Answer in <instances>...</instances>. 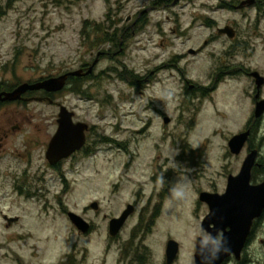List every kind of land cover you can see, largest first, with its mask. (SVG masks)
<instances>
[{"label": "rangeland", "instance_id": "obj_1", "mask_svg": "<svg viewBox=\"0 0 264 264\" xmlns=\"http://www.w3.org/2000/svg\"><path fill=\"white\" fill-rule=\"evenodd\" d=\"M11 2L0 1V64L12 63L16 55L14 79L76 71L93 64L99 53L105 55L95 69V81L84 86L89 99L74 100L80 105V119L100 136L88 157L65 163L62 173L47 166L40 150L31 153V163H23L18 154L25 153L23 136L8 142L0 155V264H17L18 259L22 264H58L72 247L87 249L90 262L101 261L110 221L138 200L136 214L122 231L121 239H129L135 225L151 218L140 212L163 187L168 197L148 239L158 256L168 235L179 232V264H190L192 241L208 214L200 207L199 193L223 188L227 176L239 172L246 155L234 156L229 141L243 133L254 116L248 110L253 81L244 74L235 80L224 77L216 85L210 81L229 63H244L264 74V40L255 38L264 33V19L258 23L255 11L223 9L217 0ZM141 15L137 34L122 39L120 49H92L82 37L85 23H106L107 29L126 28L133 34L132 25ZM229 24L238 26L242 46H257L249 59L236 53L238 42L219 37L218 29ZM125 70L150 81L135 88L120 79ZM189 86L212 88L202 95ZM48 116L35 115L34 123L50 128ZM3 121L0 115V125ZM260 139L264 144V123ZM173 189L182 195H174ZM94 203L98 212L91 208ZM65 210L92 222L96 231L80 237ZM5 217L18 221L8 226ZM116 256L111 254L108 263L114 264Z\"/></svg>", "mask_w": 264, "mask_h": 264}, {"label": "flooded vegetation", "instance_id": "obj_2", "mask_svg": "<svg viewBox=\"0 0 264 264\" xmlns=\"http://www.w3.org/2000/svg\"><path fill=\"white\" fill-rule=\"evenodd\" d=\"M9 1L11 0H8V2ZM176 1L178 2V0H175V2ZM217 1L221 2V7H223V9L229 8L230 11L242 12L246 14L250 13L251 11H255L258 23H261L262 19H264V0ZM5 4L6 5H4V7H8V3ZM2 8L3 4L0 3V12H2ZM142 17V15L138 17L132 25L134 35L137 34L138 29L136 28L138 27L139 23L141 24ZM207 21L211 25L216 24L213 19H207ZM224 28H232L235 30L234 38H230L228 35H220V30L223 28L218 29V35L219 37L226 36L231 44L238 42V45L241 47L237 48L238 52L236 53L242 52V54L245 55L244 57L247 59H249L251 56L249 53H256L257 46L254 43L247 42L242 46L241 42L239 41V32L237 30L238 26L236 24H229ZM263 35L264 33L261 35L256 34L255 38L264 40ZM206 45H208V42ZM233 51L236 50L233 49ZM9 55L10 54H7V56ZM14 56L15 57L12 59V63L9 61L7 63L1 62L0 64V115H3L4 118V121L0 125V155L4 153L8 142L15 141L19 136H23L24 144L22 151H25V153H18L19 158L23 163H31V153L35 150H40L44 153L47 166L56 172L60 171V173H62V168L65 163L73 162V164H75L74 162L78 159V157H88L90 151H92L91 146L94 145L93 143L97 144L94 139L96 137H100L95 133L94 127H91L88 123L80 119V105L74 102L75 99L78 101L89 99V90L86 91L84 86L87 83L95 81V69L99 63L94 68L92 74H88V72L96 60L93 61V64H83L80 69L76 71H69L63 74L60 73L57 76H49L46 78L40 77L39 79L35 80L20 81L18 80V77L17 79H14L17 74L15 65L18 61L16 55ZM10 64H12V68H10ZM76 72H78V74L73 75ZM254 73H258L260 77L264 79V74L259 72L257 69L250 68L244 63H229L227 65V69H224V71L217 70L210 81L211 84L216 85L224 77H228L232 80L239 79L241 77L240 74H244L248 79L253 81L255 91L253 96V104L251 103L252 110L250 106L248 110H250L249 115L254 116L253 118L251 117L249 119L247 125L245 126V131L241 133H249L247 142L245 143L242 151L239 155H235L231 152L236 157L246 155L239 172H232L229 174L226 178V183L223 188H220L217 185L213 187L212 191L210 192L201 191L199 193L200 207L204 206L207 209L208 214L205 215V218L199 226V229L197 228L196 237L192 241V255H190V264H218V261L221 257L223 259L219 264H264V210L258 217L252 220L248 228L245 225L235 226L234 223L221 221L218 218H216L210 224H205L204 221L210 214L211 210L207 202L201 201V195L203 193H209L219 197L224 196L228 189L230 177L238 176L245 161L254 153H256V160L252 169L250 185L257 187L264 184V144H262L260 139L261 128L263 127L264 123V112L260 114L262 115L261 117H256L260 104L264 103V84L262 87L258 86V81L260 78L253 76ZM65 75H67L68 78L65 82V86L61 90H30L24 93L18 100H6V94L15 92L24 84L35 85L49 79H57ZM146 79V82L150 81L149 77ZM187 84H189V82H187ZM211 88L212 87L208 88V86L200 88L189 86L188 89L195 90L197 93H202V95H205L209 90H211ZM34 105H41L45 108L37 110V107ZM63 108L66 109L65 112L62 111ZM35 115H49V119H44H47V122L50 123V128H43L40 126V123H34L36 118ZM61 115H73L72 121L75 126L84 124L88 125V129H86L85 133V145L80 151L73 154L69 159L57 162L56 164H51L47 159V153L51 142L58 134ZM138 196H140V194ZM167 197L168 188L163 187L162 190L158 191L157 194L152 195L149 198L147 206L141 210L140 215L142 216L146 213L147 215H151V218L148 221L135 225L130 234V238L127 240L121 239L123 230H121V232L116 236H112L109 224V236L106 241L107 244L103 255L104 257L101 261L90 262L89 251H87V249L80 252L76 249V247H72L66 257L58 262V264H111L113 261L108 263V258L113 253L117 254V259L114 261V264H179L183 252V245L178 239L180 236L177 233L179 232L175 233L178 237L168 235L167 239L162 243L158 256H156L153 244L150 243V239H148L154 234V229L156 226L155 222L158 220L164 209ZM133 206L135 208L133 215H135L138 210L139 201L136 200ZM221 206H223V202L217 199L215 202V207L219 208ZM95 211L98 212L99 208ZM65 213L68 216L70 211L65 210ZM84 220L90 225V229L86 233L81 232L72 222L71 223L77 230L80 237H89L96 231L95 226L92 222L90 223L86 219ZM235 229L239 231V234L237 235L239 239L244 234H241L242 231L248 230L244 241L235 240V235L232 234ZM172 241L178 243L179 249L176 258L170 260L169 244ZM222 245H226V247L222 249L220 247ZM15 263L22 264L19 259Z\"/></svg>", "mask_w": 264, "mask_h": 264}, {"label": "water", "instance_id": "obj_3", "mask_svg": "<svg viewBox=\"0 0 264 264\" xmlns=\"http://www.w3.org/2000/svg\"><path fill=\"white\" fill-rule=\"evenodd\" d=\"M221 35H228L230 38L235 37V31L232 28H226L220 30ZM195 54L194 51L190 52ZM103 53L98 54L100 58ZM99 59L95 61L93 66L90 68L88 74H92L94 68L98 64ZM78 72L73 75H77ZM253 76L256 78L259 77L258 86L262 87L264 84V79L260 77L258 73H254ZM68 76L65 75L60 78L49 79L44 82L30 85L24 84L18 88L15 92L6 94V100L15 101L21 98V96L28 92L34 90H47V91H56L61 90L65 86V82ZM66 111L65 108L62 110ZM264 112V103L260 104L256 117H261ZM73 115H61L60 127L58 134L53 139L50 144L47 159L51 164H56L62 160L70 158L74 153L80 151L85 145V133L88 129V125H78L75 126L72 121ZM165 124L170 123L169 118L164 119ZM249 133L241 134L234 137L229 142L230 150L233 154L239 155L242 151L245 143L247 142ZM256 153L252 154L244 163L243 168L240 174L236 177L231 176L229 180V185L227 192L224 196L219 197L209 193H203L201 195V201L207 202L210 206V214L204 221L205 224H210L216 218L221 221L234 223L235 226L245 225L247 228L250 226L252 220L258 217L264 210V184L254 187L250 185L252 169L255 164ZM219 199L223 202V206L217 208L215 207L216 200ZM92 208L98 210L99 206L97 203L92 205ZM134 206L129 205L127 210L122 214L120 218H115L110 222V231L112 236H116L126 225L128 219L134 214ZM71 222L83 233H86L90 229V225L79 215L75 213L68 214ZM8 225H12L17 219H8ZM244 233V234H243ZM247 231H242V237H237L239 231L234 230L232 234L235 235V240H245L247 236ZM222 249L226 245L220 246ZM179 245L177 242H170L169 244V258L170 260L175 259L178 254ZM222 257L219 259L218 264L222 261Z\"/></svg>", "mask_w": 264, "mask_h": 264}, {"label": "trees", "instance_id": "obj_4", "mask_svg": "<svg viewBox=\"0 0 264 264\" xmlns=\"http://www.w3.org/2000/svg\"><path fill=\"white\" fill-rule=\"evenodd\" d=\"M11 4L15 2L16 0H11ZM170 0L163 1V4H166ZM2 15V12H0V17ZM108 21H110V16L108 17ZM111 25L113 26L115 23L110 21ZM120 32V33H119ZM134 34H132V31H129L128 29L124 28L123 30H113V29H107L106 23H85L82 37L86 40L91 42V48L95 49L96 47H101L102 45H111V47L115 49H120V43H122V39L127 41L128 38L132 37ZM120 79L123 81L128 80L129 84L135 88L140 89L144 84H147V79L141 78L137 75H134L131 71L125 70L121 75ZM87 95V94H85ZM196 154V152H193ZM194 156V155H193Z\"/></svg>", "mask_w": 264, "mask_h": 264}, {"label": "clouds", "instance_id": "obj_5", "mask_svg": "<svg viewBox=\"0 0 264 264\" xmlns=\"http://www.w3.org/2000/svg\"><path fill=\"white\" fill-rule=\"evenodd\" d=\"M173 194L176 196H180V195H182V192L178 189H173Z\"/></svg>", "mask_w": 264, "mask_h": 264}]
</instances>
